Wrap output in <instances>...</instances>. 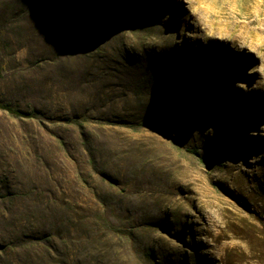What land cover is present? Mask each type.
I'll return each mask as SVG.
<instances>
[{
	"label": "rangeland",
	"instance_id": "374dc122",
	"mask_svg": "<svg viewBox=\"0 0 264 264\" xmlns=\"http://www.w3.org/2000/svg\"><path fill=\"white\" fill-rule=\"evenodd\" d=\"M0 264H264V0H0Z\"/></svg>",
	"mask_w": 264,
	"mask_h": 264
},
{
	"label": "trees",
	"instance_id": "16d2710c",
	"mask_svg": "<svg viewBox=\"0 0 264 264\" xmlns=\"http://www.w3.org/2000/svg\"><path fill=\"white\" fill-rule=\"evenodd\" d=\"M0 110L4 111V112H6L12 116H15V117L27 118L29 116L28 114L23 113L19 110H16V109L12 108L11 106L3 104L1 102H0Z\"/></svg>",
	"mask_w": 264,
	"mask_h": 264
}]
</instances>
